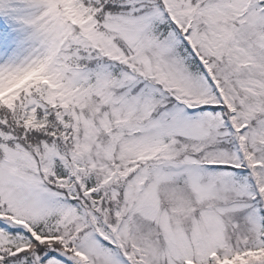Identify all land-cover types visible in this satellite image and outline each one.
<instances>
[{
  "label": "snow or ice",
  "instance_id": "snow-or-ice-1",
  "mask_svg": "<svg viewBox=\"0 0 264 264\" xmlns=\"http://www.w3.org/2000/svg\"><path fill=\"white\" fill-rule=\"evenodd\" d=\"M0 264H264V0H0Z\"/></svg>",
  "mask_w": 264,
  "mask_h": 264
}]
</instances>
